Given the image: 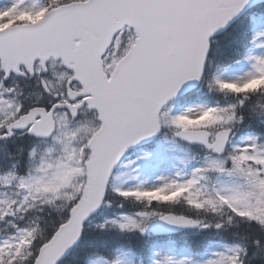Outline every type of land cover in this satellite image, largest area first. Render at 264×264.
<instances>
[{
  "label": "snow or ice",
  "instance_id": "6c2138e0",
  "mask_svg": "<svg viewBox=\"0 0 264 264\" xmlns=\"http://www.w3.org/2000/svg\"><path fill=\"white\" fill-rule=\"evenodd\" d=\"M0 264H264V0H0Z\"/></svg>",
  "mask_w": 264,
  "mask_h": 264
}]
</instances>
